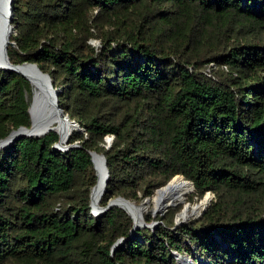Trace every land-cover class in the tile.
I'll list each match as a JSON object with an SVG mask.
<instances>
[{"label": "trees", "instance_id": "1", "mask_svg": "<svg viewBox=\"0 0 264 264\" xmlns=\"http://www.w3.org/2000/svg\"><path fill=\"white\" fill-rule=\"evenodd\" d=\"M11 7L10 61L48 73L82 131L66 151L54 149L56 132L0 149V264H177L173 251L201 264H264V0ZM33 92L0 70V138L29 126ZM89 151L109 170L101 206L141 202L176 175L198 201L214 198L179 224L180 209L168 207L111 254L133 222L118 207L91 214Z\"/></svg>", "mask_w": 264, "mask_h": 264}, {"label": "water", "instance_id": "2", "mask_svg": "<svg viewBox=\"0 0 264 264\" xmlns=\"http://www.w3.org/2000/svg\"><path fill=\"white\" fill-rule=\"evenodd\" d=\"M12 0H0V70L12 71L18 73L24 79H26L30 85L33 87L35 83L37 89L34 90L31 103L28 107V114L30 117V124L28 127L20 126L17 129L10 131V133L4 138H0V149L6 148L17 140L28 137V138H40L50 132H56V128L62 127L64 124L67 125L69 132H67L65 138L62 140L61 135L58 134V141L54 145L55 150L66 151L69 148L77 147L78 143L68 144V139L73 131H82L78 122L70 120L68 114L59 106L58 103V93L59 89L55 88L52 84L51 77L48 73L43 72L36 63L23 62L20 64H14L10 61L8 56V47L10 45V38L16 32L15 25L12 24L13 11L11 7ZM21 71H23L26 77ZM104 141L106 143L105 148L110 147L113 141V135L109 134L105 136ZM90 160L92 162L93 168L95 170L96 182L92 186L90 191V209L93 216H99L108 209L112 207H118L124 210L128 216L132 219L133 225L127 238H119L113 244L111 248V254H114L116 249L128 238L134 237L136 235V230L143 227H155L157 222L146 223L143 218L142 210L146 202L149 201L152 197L157 196L160 193V190L166 186H161L156 189L154 194L151 197L144 198L141 202L136 203L134 201L128 200L123 197H116L111 199L106 206H101L100 204H95L93 199L97 194V197L102 198L103 194L106 191V183L109 178V170L107 168V161L104 153H97L95 151H89ZM94 156H98L99 161L104 169L103 176L99 177L96 171V162ZM179 176V175H176ZM183 178V176L181 175ZM184 179V178H183ZM185 180V179H184ZM191 184L193 189V183L189 180H185ZM210 195V200L214 195L210 192H207L205 195ZM100 202V201H99ZM176 204H167L158 213L165 211L168 207L175 206ZM206 206L202 209L204 211ZM156 213V212H155ZM135 215L140 217V223L136 220ZM173 255L176 259L177 264H180V261L185 262V256H182L175 251ZM191 264H201V260ZM205 264H209L208 262Z\"/></svg>", "mask_w": 264, "mask_h": 264}, {"label": "bare ground", "instance_id": "3", "mask_svg": "<svg viewBox=\"0 0 264 264\" xmlns=\"http://www.w3.org/2000/svg\"><path fill=\"white\" fill-rule=\"evenodd\" d=\"M26 77L29 78L23 71H21ZM33 89H37V85L33 84ZM57 133L61 135V139L63 140L70 131L67 125L64 124L62 127H58L55 130ZM94 160L96 162V171L99 177L103 176L104 169L99 161L98 156H94ZM192 190L191 184L186 182L181 176L173 177L166 186H164L160 193L157 196L152 197L149 201L146 202L145 206L143 207L142 213L151 207V212L155 213L161 210L165 205L171 204H179L186 200V195L189 191ZM95 204H99L100 198L97 197V194L94 196L93 199ZM210 201V195H204L203 199H201L198 203L194 204L193 206H185L184 210L178 215L179 219L186 218L191 215H197L202 211L204 206H207ZM136 220L140 223V217L135 215Z\"/></svg>", "mask_w": 264, "mask_h": 264}, {"label": "rangeland", "instance_id": "4", "mask_svg": "<svg viewBox=\"0 0 264 264\" xmlns=\"http://www.w3.org/2000/svg\"><path fill=\"white\" fill-rule=\"evenodd\" d=\"M92 43H94V44H97L98 43V41L97 40H94V41H92ZM105 144V143H104ZM179 176H181V175H179ZM211 195H212V193H211ZM214 195V194H213ZM214 198V197H213ZM212 198V199H213ZM199 199H197L196 197H194L193 196V189L192 190H190L189 191V193L186 195V200L184 201V202H182V203H179V204H176L175 206H172V208H174V209H177V208H179L180 209V211L179 212H177V214H176V216H175V222H176V224H179V223H183V222H187L188 220H190V219H194V218H198L204 211H200V213H198L197 215H191V216H188V217H186V218H182V219H179V217H178V215L184 210V207L185 206H187V207H189V206H193L194 204H196V203H198L199 201H198ZM151 201V200H150ZM139 203V202H138ZM168 209V208H167ZM166 209V210H167ZM166 210L165 211H163V212H161V213H158V212H156V213H153V212H151V207H149L147 210H145L144 212H143V215L144 214H148V215H151L152 217H153V221H151V222H157V224H158V222L159 221H156L155 219H156V217L158 216V215H161V214H163V213H165L166 212ZM144 218V217H143ZM146 222V221H145ZM150 222V223H151ZM147 223V222H146ZM157 226V225H156ZM155 226V227H156ZM151 228V227H150ZM154 228V227H153ZM185 262H183V260H181L180 261V264H191L192 263V260L191 259H189L188 258V256L187 255H185ZM195 263V262H194Z\"/></svg>", "mask_w": 264, "mask_h": 264}]
</instances>
